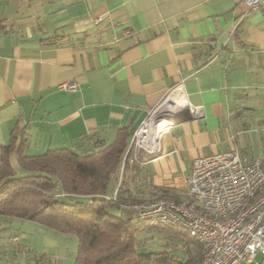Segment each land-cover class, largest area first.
Returning a JSON list of instances; mask_svg holds the SVG:
<instances>
[{"label": "crops", "instance_id": "1", "mask_svg": "<svg viewBox=\"0 0 264 264\" xmlns=\"http://www.w3.org/2000/svg\"><path fill=\"white\" fill-rule=\"evenodd\" d=\"M66 81L77 89H60ZM176 92L202 113L174 122L161 154L130 167L139 199L184 194L196 156L236 148L264 160V9L244 0H0V146L17 125L30 154L100 149L121 129L129 145ZM9 236L21 250L0 264H75V235L0 215V245Z\"/></svg>", "mask_w": 264, "mask_h": 264}, {"label": "trees", "instance_id": "2", "mask_svg": "<svg viewBox=\"0 0 264 264\" xmlns=\"http://www.w3.org/2000/svg\"><path fill=\"white\" fill-rule=\"evenodd\" d=\"M120 131L116 140L100 149L76 151L59 147L30 154L26 152L23 129L15 126L9 141L0 146V215L32 220L75 235L79 241L75 264H199L201 245L187 232L196 245L187 257H177L167 250H137L139 230L155 226L174 228L146 225L136 220L126 207L132 201L143 200L133 196L127 185V172L137 163L127 159L118 196L109 194V183L114 180L117 185L127 150L128 134ZM12 155L18 167L12 165ZM159 195L169 196L165 192ZM110 207L120 209V213L110 212ZM11 236L1 242L0 259L21 250ZM24 252L31 260L49 261L44 252L29 249Z\"/></svg>", "mask_w": 264, "mask_h": 264}, {"label": "built area", "instance_id": "3", "mask_svg": "<svg viewBox=\"0 0 264 264\" xmlns=\"http://www.w3.org/2000/svg\"><path fill=\"white\" fill-rule=\"evenodd\" d=\"M244 1L249 10L264 9V0ZM130 33L129 29L125 31ZM77 87L76 81L59 84L67 91ZM166 103L167 98L151 109L133 133L121 171L127 159L139 163L158 157L162 138L178 116L202 113L201 107L188 101L184 107H169ZM140 154H144L143 160H139ZM121 182L120 178L114 198ZM126 207L146 225L185 229L201 245L199 264H264V162L259 157L245 159L236 148L196 156L182 197L136 200Z\"/></svg>", "mask_w": 264, "mask_h": 264}, {"label": "rangeland", "instance_id": "4", "mask_svg": "<svg viewBox=\"0 0 264 264\" xmlns=\"http://www.w3.org/2000/svg\"><path fill=\"white\" fill-rule=\"evenodd\" d=\"M127 148H128V145H127ZM256 151L259 152L260 149L259 147L254 146L253 152H256ZM123 173L124 172L122 170L120 172L118 182L120 178H121V181H123L124 179ZM114 184H116V181L114 182V180L109 183V190H111ZM169 196L173 198H180L183 196V194L174 195V196L169 195ZM156 197H165V196L158 195ZM64 199L72 200L70 197H64ZM109 211L114 214L120 213V209L115 208V207H110ZM185 232L186 230L182 228L167 229V228H161L158 226L144 229V230L143 229L139 230L136 235L137 236V243H136L137 250L140 252L167 250L175 254L177 257H180V258L187 257L189 256V252L191 250L196 249V245L193 241L190 240V238L188 237V235H186ZM13 237H16V236H13ZM258 258L260 259L261 255H259ZM241 264H253V263L242 262Z\"/></svg>", "mask_w": 264, "mask_h": 264}, {"label": "bare ground", "instance_id": "5", "mask_svg": "<svg viewBox=\"0 0 264 264\" xmlns=\"http://www.w3.org/2000/svg\"><path fill=\"white\" fill-rule=\"evenodd\" d=\"M170 96V95H169ZM170 98L173 100V102H168L166 103L167 106L169 107H184L185 104L182 102V93L181 92H176V93H173L171 94ZM178 103H182L181 105L178 104Z\"/></svg>", "mask_w": 264, "mask_h": 264}, {"label": "water", "instance_id": "6", "mask_svg": "<svg viewBox=\"0 0 264 264\" xmlns=\"http://www.w3.org/2000/svg\"><path fill=\"white\" fill-rule=\"evenodd\" d=\"M167 100H168V102H173V100L170 98V97H168L167 98ZM191 116H194V115H191V114H189V113H185V114H182V115H180V116H178L176 119H175V121L174 122H177V121H184V120H186V119H189V118H191Z\"/></svg>", "mask_w": 264, "mask_h": 264}]
</instances>
